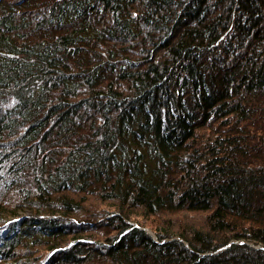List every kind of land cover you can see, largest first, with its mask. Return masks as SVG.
I'll return each mask as SVG.
<instances>
[{
  "label": "trees",
  "instance_id": "1",
  "mask_svg": "<svg viewBox=\"0 0 264 264\" xmlns=\"http://www.w3.org/2000/svg\"><path fill=\"white\" fill-rule=\"evenodd\" d=\"M0 264H264V0H0Z\"/></svg>",
  "mask_w": 264,
  "mask_h": 264
},
{
  "label": "rangeland",
  "instance_id": "2",
  "mask_svg": "<svg viewBox=\"0 0 264 264\" xmlns=\"http://www.w3.org/2000/svg\"><path fill=\"white\" fill-rule=\"evenodd\" d=\"M145 230H146L148 233H150V234L153 235V233L151 232V230H149L148 228H146Z\"/></svg>",
  "mask_w": 264,
  "mask_h": 264
},
{
  "label": "water",
  "instance_id": "3",
  "mask_svg": "<svg viewBox=\"0 0 264 264\" xmlns=\"http://www.w3.org/2000/svg\"><path fill=\"white\" fill-rule=\"evenodd\" d=\"M228 246H229V245H227V246H225V247H223V248H220L219 250L224 249V248H226V247H228ZM219 250H218V251H219Z\"/></svg>",
  "mask_w": 264,
  "mask_h": 264
}]
</instances>
